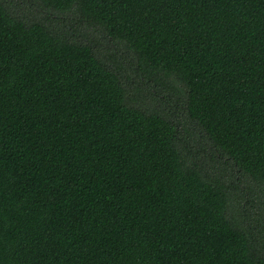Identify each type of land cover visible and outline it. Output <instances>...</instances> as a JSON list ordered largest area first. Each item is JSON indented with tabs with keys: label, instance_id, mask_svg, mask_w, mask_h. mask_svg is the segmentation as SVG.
Wrapping results in <instances>:
<instances>
[{
	"label": "trees",
	"instance_id": "obj_1",
	"mask_svg": "<svg viewBox=\"0 0 264 264\" xmlns=\"http://www.w3.org/2000/svg\"><path fill=\"white\" fill-rule=\"evenodd\" d=\"M0 264H264V0H0Z\"/></svg>",
	"mask_w": 264,
	"mask_h": 264
}]
</instances>
